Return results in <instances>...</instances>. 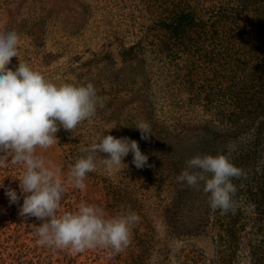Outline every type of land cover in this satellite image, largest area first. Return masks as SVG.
<instances>
[{"label": "rangeland", "instance_id": "obj_1", "mask_svg": "<svg viewBox=\"0 0 264 264\" xmlns=\"http://www.w3.org/2000/svg\"><path fill=\"white\" fill-rule=\"evenodd\" d=\"M145 1L0 0V33L15 31L20 36L19 58H12L14 65L10 67L18 66L20 59L58 85L91 82L103 98V107L97 106L94 117L78 125L73 133L67 132L70 140L64 142L57 136V144L47 150L36 149L46 164L61 168L66 183L68 170L82 155L81 148L108 134L136 140L141 152L148 156L152 167L142 169L132 164L131 153L123 160L127 168L107 172L98 163L97 170L87 174L84 190L67 185L58 212H74L80 203H87L103 208L112 217L121 212L122 206L130 207L140 216V222L132 228L131 243L122 252L129 261L132 255L141 253L137 245L139 236L146 242L155 237L157 245L166 241L171 246L168 255L182 245L204 247L207 253L211 252V223L199 236L186 234L180 238L183 242L170 244L168 228L174 224L181 226L183 233H189L192 225L212 220L208 195L178 183L176 177L187 167L186 161L195 156L227 155L229 144H234L236 151L239 148L230 141L233 136L223 140L216 135L219 130L211 131L212 127L228 125L212 123L211 114L202 105H175L176 97H187V92L182 94L173 86L168 87L169 79L159 73L165 64L150 47L124 50V45L129 47L137 41L142 24L148 23L140 17L142 12L148 15ZM82 63L85 68L80 72L78 67ZM140 121L151 126L148 140H142L135 128ZM239 139L241 143L248 142V137ZM22 171L9 162L0 168V184L19 194L18 178ZM180 189L183 195L178 199ZM0 206L4 210L0 214V230L6 229L4 240L9 241L0 251L3 258L20 255L23 264H107L111 256L110 250L103 248L73 255L68 250L38 246L34 224L39 221L22 219L18 205H9L5 188H0ZM248 212H254L253 206L252 212L251 208ZM172 220L174 224L170 223ZM147 263L173 264L156 255L149 257Z\"/></svg>", "mask_w": 264, "mask_h": 264}, {"label": "trees", "instance_id": "obj_2", "mask_svg": "<svg viewBox=\"0 0 264 264\" xmlns=\"http://www.w3.org/2000/svg\"><path fill=\"white\" fill-rule=\"evenodd\" d=\"M145 4L148 15L142 12L140 17L148 23L142 24L137 41L124 45V50L150 47L165 64L159 73L169 79L168 87L187 92V97H176L175 105H202L212 123H227L208 130H219L216 135L223 140L234 137L230 141L239 148L226 152L246 178L233 179L238 189L235 212L221 215L212 210V220L192 225L189 233L170 221L174 225L169 224V240L174 245L183 242L180 238L186 234L199 236L211 223V252L182 245L168 255L171 246L166 241L157 245V238L146 242L139 236L140 254L130 261L122 253L111 255L107 264H148L153 255L173 264H264V0H147ZM84 64L78 67L80 72ZM67 132L61 128L56 135L67 142ZM247 137L248 142L241 143L239 138ZM181 195L180 189L177 198ZM252 206L254 212L249 213ZM2 230L0 251L9 243L4 240L6 229ZM249 246L252 249L247 250ZM23 261L20 255L8 259L0 252V264Z\"/></svg>", "mask_w": 264, "mask_h": 264}, {"label": "clouds", "instance_id": "obj_3", "mask_svg": "<svg viewBox=\"0 0 264 264\" xmlns=\"http://www.w3.org/2000/svg\"><path fill=\"white\" fill-rule=\"evenodd\" d=\"M19 44L17 32L0 33V168L10 162L23 169L18 178L19 194L3 183L0 188H5L9 205H18L22 219L39 221L34 224L38 246L68 250L73 255L103 248L109 249L110 255H118L131 243L132 228L140 222L138 214L122 206L118 215L109 217L97 205L80 203L76 211L58 215L61 201L67 185L86 188V176L97 170L98 163L107 172L127 168L123 160L131 153L132 164L142 169L152 167L148 156L136 140L104 135L81 148L84 155L70 167L65 183L61 168L46 164L36 149L47 150L57 144L56 134L61 128L73 133L78 125L95 116L98 105L103 107V98L91 82L58 85L20 59L13 70L9 64L13 57L19 58ZM135 128L142 140L150 138L148 123L140 121ZM235 150V145L229 144V154ZM101 153L106 155L101 157ZM186 165L176 177L178 183L202 190L208 195L209 207L221 215L236 211L238 202L234 197L238 189L233 179L246 178V174L228 155H198Z\"/></svg>", "mask_w": 264, "mask_h": 264}]
</instances>
